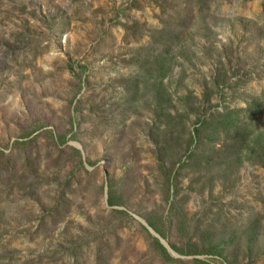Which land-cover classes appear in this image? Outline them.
I'll use <instances>...</instances> for the list:
<instances>
[{
    "label": "rangeland",
    "instance_id": "obj_1",
    "mask_svg": "<svg viewBox=\"0 0 264 264\" xmlns=\"http://www.w3.org/2000/svg\"><path fill=\"white\" fill-rule=\"evenodd\" d=\"M155 1L0 0V264H264V0Z\"/></svg>",
    "mask_w": 264,
    "mask_h": 264
},
{
    "label": "trees",
    "instance_id": "obj_2",
    "mask_svg": "<svg viewBox=\"0 0 264 264\" xmlns=\"http://www.w3.org/2000/svg\"><path fill=\"white\" fill-rule=\"evenodd\" d=\"M154 2H155V4H157V1L154 0ZM156 79L158 80L159 78H156ZM154 84H155V86H154L155 89L159 90V89L162 88L161 84L155 82V77H154ZM233 120L234 119H232V117L228 116L227 117V121L225 122V128H227V131L229 130L230 132L232 131V133H235L233 135V137H235V138L236 137H240L241 136V133H240L241 131H240V128H239V123L237 121H233ZM194 133H195V135H198L200 133V130L199 129H195ZM192 141H193V139L191 137V140H190L191 144H192ZM60 143L63 144L64 142L60 141ZM243 146L244 145L242 144V147ZM75 152H76L77 156L80 157L79 152L78 151H75ZM79 164L81 166L82 163L79 161ZM113 191H114L113 190V186L111 184H108L107 185V192H106V195H107L106 204H107V206L112 209V212L114 214L125 216V217L129 218V216L124 211H119V210L114 209V208L122 207L123 204H122L121 201H119L117 199L118 197H116V193L113 192ZM143 219H144L145 223L147 224V227L150 230H152L155 235H157L162 241H164V242L166 241V244H167L168 248L171 250V252L173 254H175L177 256H193V255L199 254L197 251L183 250V249H180V248L176 247L172 243H170L169 239L167 237V231H165V229H163L164 226L161 224V223H163L161 218H160V222L161 223L157 219H154L151 216L144 217ZM148 238L150 240V245L152 247V250L156 253V255L161 257V259H163V260H165L167 262H175V261H177L176 259H174L172 257L171 253L168 252V250L160 243V241L157 238L151 236L150 234H148ZM204 253L207 254V255H211V256L219 255L217 247L213 248L212 250H210L208 252H204Z\"/></svg>",
    "mask_w": 264,
    "mask_h": 264
},
{
    "label": "water",
    "instance_id": "obj_3",
    "mask_svg": "<svg viewBox=\"0 0 264 264\" xmlns=\"http://www.w3.org/2000/svg\"><path fill=\"white\" fill-rule=\"evenodd\" d=\"M148 230L160 241V243L168 250V252L172 253L164 241H162L158 236H156L152 230H150L149 228H148ZM173 255H175V254H173Z\"/></svg>",
    "mask_w": 264,
    "mask_h": 264
}]
</instances>
